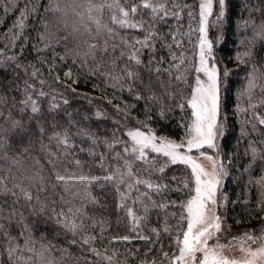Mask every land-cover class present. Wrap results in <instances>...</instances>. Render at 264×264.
Returning <instances> with one entry per match:
<instances>
[{"label":"trees","instance_id":"obj_1","mask_svg":"<svg viewBox=\"0 0 264 264\" xmlns=\"http://www.w3.org/2000/svg\"><path fill=\"white\" fill-rule=\"evenodd\" d=\"M92 2L99 4L101 0ZM180 2L190 7L181 13L179 21L169 18L156 25L163 43H172L170 32H178L181 39V46L173 47L171 52L162 47L161 42H156L155 55L157 58H164V63L160 66L168 68L170 62L179 63V60L172 61V53L177 57L182 55L185 60L179 71L172 69V74H183L186 83L169 89L172 92L178 91L180 95L175 99L164 97L161 104L170 110L161 117V104L137 100L135 94L127 90V85L122 89L115 81L101 74L111 71L113 55L119 56V51L125 50L119 49L113 54L112 45H119L121 38L129 41L142 39L143 31L116 28L118 35L115 38L109 37L106 31H101L97 36V26L89 19L88 0H3L0 3V113L3 114L0 125L8 129L10 119L14 118L26 126L27 135L21 138L16 133L10 134L11 149L0 150V174H10L15 182L27 185L29 179L39 173L45 178L49 188L43 195L54 198L51 189L56 173L64 175L67 170L69 173L104 176L108 174L106 169L109 165L116 167L117 162L113 159L115 153L103 143L106 139L111 141L114 132L121 141H127V131L134 128L152 130L159 137L185 141L188 138V126L194 119L193 110L186 101L191 98L197 74L195 69L200 40V16L198 0ZM57 6L58 11L47 10ZM258 8L264 9V0H225V14L223 18L217 19L216 25L209 32L214 62L219 70V124L222 131L220 154L227 173L221 180V193L226 194L227 201L221 200L222 207L218 211L225 221L222 227L229 228L233 235L246 230L264 229V212L257 210L261 189L254 183L264 177V124L259 123V119L264 118V107H250V104H258L264 96L259 87L253 91L251 101L245 93L254 67L257 69L255 75L259 77L258 84L264 83V41L256 39L252 44L249 43L259 31V25L264 23V15L255 11ZM189 12L192 13L191 16L188 15ZM22 13L24 19H21ZM92 15L101 24L115 27L107 10L103 14L94 12ZM139 18L145 21L148 19L147 15ZM245 21L249 23L246 25ZM253 21L255 29L252 27ZM21 23L22 29L19 27ZM105 40L109 45L108 55L98 53L95 63L91 57L83 56L89 44L99 43L103 46ZM249 51L252 53L251 58L244 55ZM13 56L16 57L15 61L8 60V57ZM150 58L145 50L141 59L147 64ZM17 63L21 67H17ZM101 64L104 67H100L99 72L95 71ZM119 64L122 66L123 61H119ZM33 71L37 72V76H31ZM67 72H71L70 77L65 76ZM142 75L147 82L148 76L145 73ZM160 79L176 83L167 74ZM25 81L34 86L30 94L33 99H37L40 107L36 114L31 113L30 108L20 110L23 107L20 101L26 95ZM40 91L46 95L39 97ZM154 91L159 95L162 89L157 87ZM181 102L185 103L183 110L175 106ZM53 104L57 105L55 109L51 107ZM118 108L122 111H118ZM254 113H258V116ZM40 128L45 129L43 134ZM64 130H68L72 136L73 147L68 149L70 155L65 154L62 146L57 147L55 141L48 139L54 131ZM94 139L97 141L95 145ZM121 147H117L116 151ZM252 147L258 152L255 158ZM89 151L105 154V169L100 167L99 156L89 155ZM13 160L17 163L14 164ZM75 160H80L82 167L77 168ZM144 167L147 165L141 162L133 164L134 170ZM138 174L142 179L150 178L154 182L168 184L172 189L182 188V182L189 180L190 188H194V179L186 166H167L164 173L153 171L150 176L142 171ZM157 177L162 179L157 180ZM173 177L176 178L175 181ZM61 188L62 186H58L55 191L59 193ZM121 189L123 190V186ZM74 190L83 192V185H76ZM91 191L98 203L84 201L85 212L96 221H103V224L95 229L88 228L81 235H94L96 239L90 247L106 256H112L111 264H143L145 259H154L156 264H160L161 249L169 255L175 251L179 231L176 227L178 215L175 218L167 217L170 232L165 233L162 229L165 214H179L181 209L178 206L168 209L150 208L145 214L141 202L133 204L129 200L128 206L133 207L137 215L146 217L134 233L131 218L126 211L117 207L120 198L110 185L101 189L97 184L91 187ZM145 191L150 190L140 185L139 192H134L132 199L135 200L137 195ZM192 194L189 189H184L168 191L163 196L152 194V199L161 203L167 198L179 204ZM82 199V196L77 199L76 207L80 206ZM144 203L149 202L145 200ZM0 206H4V214L7 215L12 207V197H0ZM16 209L23 214L24 219L14 216L9 231L18 237L23 230L22 225L31 226L36 216L23 201L16 205ZM153 228L161 230L158 238L151 232ZM256 234L259 235L260 232L257 231ZM30 235L33 242L30 246L34 245L32 255L36 264H109L107 260L89 252V246L72 244L71 241L74 238L80 240L81 235L73 237L72 233L66 232L54 222L32 228ZM140 235L149 237L154 243L138 238ZM122 236H129V241H113L114 237ZM27 238H20L19 243L23 245ZM228 238L231 239V236ZM157 239L159 242L155 243ZM45 248L48 250L45 251ZM41 252L42 258L36 255ZM0 253H3L2 244ZM0 264H9L6 255H0Z\"/></svg>","mask_w":264,"mask_h":264},{"label":"snow or ice","instance_id":"obj_2","mask_svg":"<svg viewBox=\"0 0 264 264\" xmlns=\"http://www.w3.org/2000/svg\"><path fill=\"white\" fill-rule=\"evenodd\" d=\"M3 0H0L2 3ZM219 4V13L217 19L224 16L225 0H217ZM213 0H201L199 4L200 28L201 33L199 40L200 54H199V67L195 69L196 72H203L207 76L208 83L204 84L203 81L197 77V87L192 91L191 98L186 101L193 109L192 115L195 117L192 124L188 126L186 133L187 139L180 143L167 138H158L152 130L143 131L141 128L129 129L126 133L129 141H121L117 134L113 133V139L104 140L103 143L107 145L108 149L112 150L115 154L113 159L117 162L116 167L113 168L109 165L106 169L107 173L104 176H91L84 174H77L75 172L69 173L65 170V174H55V183L52 186V197L44 196L43 194L49 191L45 178L39 173L29 179V183L25 185L23 182H15V178L10 174H0V197H12V207L5 215L4 206H0V244L3 245V253L6 255L9 264H36L33 259L35 251L32 245V237L30 235L32 228H38L41 224L47 226L50 223L63 228L66 232L72 233L73 237L86 233L88 228L95 229L97 226L102 225L103 221H96L93 217L88 216L85 212L84 201L88 203H98L96 197L93 196L91 187L99 184L101 189L106 185H110L113 190L118 193L120 203L117 205L121 210L126 211V214L132 221V231L135 233L137 228L146 218L145 216L137 215L133 207L128 206V201L132 200L135 204L137 201L143 204V212L147 214L150 208L168 209L169 207H179L180 213H166L165 225L162 229L163 232L168 233L171 228L168 226L167 217L175 218L178 215L177 229H179L176 238L175 251L169 255L168 252L163 251L160 264H264V229L260 230H246L242 233L233 235L229 228L222 227L225 221L219 214V208L222 207L221 200L227 201L226 194L221 193V180L226 171L223 163L212 155H206L200 152L199 156L203 157L209 162L208 167L202 163H197L190 153L193 149L199 150L205 145L208 148H217L215 143L216 136L219 132L217 117H218V85H217V68L215 63L211 67L208 66V60L214 59L212 57V42L206 39V25L207 19L212 15ZM190 6L182 4L180 0H101L99 4H95L92 0H88V14L89 19L93 20L96 24L97 36L101 31H106L109 37L115 38L118 33L116 28L119 29H135L144 32L142 39L127 40L121 38L120 44H113L111 51L115 54L119 49V56L113 55L111 61V71L103 72L102 75L115 81L123 89L127 85V90L135 94L137 100L144 99L146 102L161 104L164 97L168 99H175L180 93L169 91L170 88L178 87L180 83H186L183 74H172V69L175 68L179 71L180 66L185 63L183 56L177 57L172 53V61L179 60V63H169L168 68H163L160 65L164 63V58H157L155 55L156 42H161V46L167 48L170 52L173 47L181 46L180 34L178 32H170L172 43H163L162 37L156 28V25L166 22L171 18L176 21L181 19V13ZM50 11H58L59 7L47 9ZM107 10L110 13V20L113 26L101 24L92 13L103 14ZM35 11V9H33ZM264 15V9H255ZM147 15L148 19L145 21L139 17ZM192 15L191 12L188 13ZM21 19H24L23 13ZM249 22L245 21L247 25ZM19 27L22 29L23 24ZM252 27L255 29V22H252ZM18 38V37H15ZM44 39V37H41ZM256 39L264 41V23L259 25V31L255 33L252 44ZM150 55L147 64L141 59L144 51ZM2 53V50H0ZM108 55L109 45L105 40L103 46L99 43H92L88 45V50L83 53L84 57H91L93 63L96 62L97 54ZM79 55V53H77ZM248 58L252 57L251 51L244 53ZM239 59V57H238ZM8 60L15 61L16 57H8ZM119 61H123L122 66ZM86 62V61H85ZM243 62V61H242ZM17 67H21L17 63ZM99 65L95 71L99 72ZM256 68L250 73L248 86L245 93L248 95L249 101L253 98V91L259 87L260 93L264 96V83H259V77L255 75ZM27 72V69H25ZM145 73L148 76L147 82L144 81ZM153 74L155 80H153ZM164 74H167L175 84L167 83L160 79ZM227 73H225L226 75ZM32 77L37 76V72L31 73ZM65 76L70 77L71 72L65 73ZM75 82V81H74ZM43 84L44 82L41 81ZM25 98L20 101L23 106L20 110L25 111L30 108L31 113L36 114L40 111L37 99H33L30 94L34 89L33 85H28L25 81ZM159 87L162 92L157 95L154 91ZM46 93L40 91L39 97L45 96ZM244 95V93H242ZM53 100L55 97L53 96ZM67 103V100L64 101ZM111 103V101H109ZM177 108L183 110L185 103L181 102L175 105ZM52 109L57 107L53 104ZM128 106L126 105V108ZM252 109L257 107H264V98L258 101V104H250ZM170 108L161 104L160 116L164 117ZM118 111H122L118 108ZM100 115V113H97ZM258 116V113H254ZM3 114L0 113V118ZM260 124H264V118L259 119ZM41 134L45 132L44 128H40ZM16 133L21 138L27 135L26 126L19 120L14 118L10 119V127L5 129L0 125V150L11 149L12 145L9 142L10 134ZM50 141H55L57 147H63L66 155H70L69 148L73 147L72 136L68 130L54 131L53 135L48 137ZM97 141L93 140V145ZM122 146V147H121ZM187 148V152L181 151ZM117 147H121L120 151H116ZM83 151V149H81ZM149 150L156 153L149 159ZM253 158L258 154L255 147L251 148ZM54 155V153H53ZM89 155L99 156L100 167L105 169L104 161L107 159L103 153H95L89 151ZM162 155L166 158V162L160 165L158 156ZM131 158V159H130ZM133 162H141L147 167L134 170ZM13 163H17L13 160ZM183 163L191 167V175L194 177V188H190V181L184 180L182 188L172 189L168 184L154 182L149 179H142L138 172H143L145 175L150 176L153 171L164 173L165 168L169 164ZM77 168L82 167L80 160H75ZM157 180L162 177H157ZM175 181L176 178L173 177ZM261 189V200L258 204V212H264V177L255 181ZM11 184V186H9ZM76 185H83V192L74 190ZM143 185L147 190L136 196L135 200L132 199L134 192H139V186ZM62 186L61 191L57 193L56 187ZM123 186V190L121 189ZM189 189L194 192L193 195L186 201L178 202L168 200L165 198L164 202L156 203L152 199V194L163 196L168 191H183ZM43 196V198H42ZM83 197L80 206L76 207L75 202L78 198ZM147 200L149 203H144ZM23 201L36 216V220L29 225H22L23 230L19 232V236H13L9 229L12 227V219L14 216H19L23 220V214L19 213L16 205ZM264 218V217H262ZM103 230V229H102ZM159 229L153 228L151 232L157 236L160 235ZM260 234L257 235L256 232ZM227 233V235H226ZM27 236L24 239L23 245L19 243V239ZM231 236V239L228 237ZM138 238L145 240L149 243H154L149 240V237L140 235ZM96 239L94 235L84 234L81 239H73L72 244L81 243L84 246H89L88 251L95 256L101 257L102 260H107L111 264L113 257L102 254L96 248L90 247L91 243ZM115 240L129 241V236L114 237ZM224 241V242H222ZM155 241V243H158ZM240 255L237 257L232 253L237 250ZM48 250L45 248V251ZM37 256H43V253H36ZM87 264V262H86ZM143 264H156L154 259H145Z\"/></svg>","mask_w":264,"mask_h":264},{"label":"rangeland","instance_id":"obj_3","mask_svg":"<svg viewBox=\"0 0 264 264\" xmlns=\"http://www.w3.org/2000/svg\"><path fill=\"white\" fill-rule=\"evenodd\" d=\"M200 2H201V0H198V4H200ZM199 11H200V9H199ZM224 11H225V6H224ZM218 13H219V4H218L217 0H213V4H212V15H210L208 17V19H207V25H206L207 31H206V34H205L206 35V39L209 40V41H211L209 32H210V29L213 26H215L216 23H217ZM200 36H201V33H200ZM199 54H200V47H199V43H198V49H197V67H199ZM212 57H213V53H212ZM213 63H215L214 62V59H209L208 60V66L209 67H211ZM215 65H216V68H217V85H218V117H217V124H218V128H219V132H218V134L216 136V139H215V143L217 144V148H215V149L208 148L205 145L203 148H201L199 150L193 149L192 152L190 153V155L193 156V158L196 160L197 163H202V164L205 165V167H208L209 162L207 160H205L203 157H200L199 156V153L200 152H204V153H206V155H212L214 157H217L221 161L220 143H221V138H222V131H221V126L219 124V107H220L219 70H218L217 64H215ZM197 77H199V79L201 81H203L205 85H207V83H208L207 76H205L203 72H197L196 78H195V82H194V88H193V90L197 87V83H196ZM194 119H195V117H194ZM157 137L158 138H167V139L173 140V141H175L177 143H180V141H178L176 139H173V138H170V137H159V136H157ZM127 141H129V138L127 139ZM181 151L187 152L186 146H185V148L181 149ZM153 156H157V154L156 153H153V152H151V150H149V159H151ZM157 158H158L159 162L162 165L165 164V162H166V158L165 157H163L162 155H160ZM134 163L135 162H133V164ZM172 165L173 164H169L168 166H172ZM174 165L186 166L191 171V167L189 165H185L183 163H177V164H174ZM193 179H194V177H193ZM193 194H194V192H193ZM232 255H235V256L238 257L240 255V252L237 249V250H235L232 253Z\"/></svg>","mask_w":264,"mask_h":264}]
</instances>
